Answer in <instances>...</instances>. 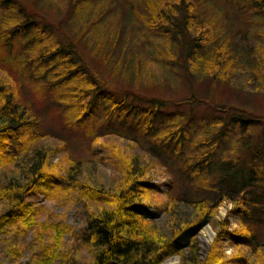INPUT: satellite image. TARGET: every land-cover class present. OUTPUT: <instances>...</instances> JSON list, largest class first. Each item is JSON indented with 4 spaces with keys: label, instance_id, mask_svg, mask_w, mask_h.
I'll use <instances>...</instances> for the list:
<instances>
[{
    "label": "trees",
    "instance_id": "obj_1",
    "mask_svg": "<svg viewBox=\"0 0 264 264\" xmlns=\"http://www.w3.org/2000/svg\"><path fill=\"white\" fill-rule=\"evenodd\" d=\"M93 2L72 0L71 12L77 15L83 10L87 15ZM146 2V12L139 21L142 28L162 40L169 38L176 52L180 50L188 60L194 58L211 79H224L237 68L230 51L214 48L207 31L199 27L198 0ZM249 4L264 12V0H250ZM34 11L33 5L22 0H0V72L5 73L0 76V176L6 171L14 173L11 180L0 181V237L14 234L13 241L33 231L42 252L38 263L66 264L64 238L71 227L41 220L46 208L39 204L55 200L79 209L83 228L78 241L89 253L91 264H162L173 256L180 257V264H264V184L260 183L264 168L261 172L256 169L262 158L251 151L246 156L234 151L231 156H221L218 147L228 128L245 129L253 120L220 119L213 124L217 133L198 140H191L182 125L174 132L166 129L154 133L155 114L149 116L148 123L143 118L131 119L132 115L122 110L124 106L118 112L128 98L117 103L116 96H104L106 88L110 91L109 83L87 77L77 65L76 50L59 40L56 45L43 43L51 25L36 17ZM90 18L86 28L91 25ZM193 33L197 36L190 39ZM84 39L80 36L75 42L79 45ZM256 49L255 60L250 62H257V75L264 78V44ZM21 78L34 84L39 93L48 91L55 98L63 95L62 89L66 94L84 92L82 97H72L78 100L73 110L82 122L91 116L98 96L111 101L109 119L117 120L113 126L133 133L128 132L130 149L112 148V154L120 157L113 187L82 181L83 162H71L63 173L61 163L50 164L52 144L33 106L17 91ZM87 95L91 101L86 100ZM152 101L156 109L161 107L160 99ZM150 110L141 111L143 117L151 114ZM93 132L89 129V134ZM59 144L62 151L64 145ZM250 155L252 161L248 162ZM157 168L169 176L167 193L152 177ZM225 204L232 207L228 217L222 218L219 210ZM164 214L167 228L160 224ZM233 215L239 216L235 228L229 221ZM207 225L215 230V238L203 260L199 234ZM232 238L238 243L234 253L226 255L225 240ZM9 252L20 254L16 248Z\"/></svg>",
    "mask_w": 264,
    "mask_h": 264
},
{
    "label": "rangeland",
    "instance_id": "obj_2",
    "mask_svg": "<svg viewBox=\"0 0 264 264\" xmlns=\"http://www.w3.org/2000/svg\"><path fill=\"white\" fill-rule=\"evenodd\" d=\"M22 1L33 5L36 17L50 23L51 28L48 29L51 31L43 37L45 45H56L59 40L68 49L76 50L80 60L77 65L87 72V77H99L109 83V90L115 93L108 92L106 88L104 96H116L117 103L122 102L124 97L128 98L118 112L124 106L122 110L128 111L131 119L143 118L148 123L149 116L155 114L154 133L166 129L174 132L182 125L191 140L217 133L213 124L220 119L253 120L245 129L238 126L228 128V134L223 135L218 146L219 153L221 156H231L234 151L246 156L249 151L252 155L258 152L262 163L256 169L259 168L261 172L264 168V78L257 75L260 73V67L255 65L257 62H250L251 59L255 60L256 48L264 44V12H258V8L249 4L250 0L245 3L242 0H198L199 15L196 21L199 27L207 31L214 48L217 46L230 51L233 65L237 67L232 68L224 79H211L210 74L202 72L199 63H194V58L188 60L180 50L176 52L169 38L162 40L142 28L144 25L139 21L146 12L147 0H94L87 15L83 10L77 15L72 13V0ZM6 12L12 13L9 10ZM90 15L88 22L91 25L86 28V19ZM80 36L85 39L77 45L75 40ZM196 36L197 33H193L189 38ZM167 53L174 56L170 57ZM2 75L5 73L0 72ZM19 81L18 93L33 106L52 144L50 164L61 163L59 168L63 173L71 162H83L82 181L104 188L113 187L117 183V162L120 157L112 154V148L120 146L127 150L132 144L131 131L125 132L113 126L117 120L109 119L111 101L98 96L91 116L82 122L79 113L73 110L77 108L78 100L73 101L72 97H82L84 92L66 94V89H62L60 92L63 95L55 98L48 91L39 93L34 84L26 83L22 78ZM98 82L102 86V82ZM153 99H160V108L152 105ZM86 100L91 101V95H87ZM148 108L151 114L143 117L141 111ZM81 109L80 106L78 111ZM104 126L108 129L102 128ZM89 129L94 132L89 134ZM59 143L64 145L62 151ZM250 158L251 155L246 160L251 162ZM261 173L263 179H260V183L264 184V172ZM13 175L12 171H6L0 176V181H9ZM152 177L161 191L167 193L171 184L167 172L157 168L152 172ZM39 205L46 208L42 221L71 227L72 231L64 238L66 264H91L89 253L78 241L83 221L77 206L60 205L55 200L42 201ZM231 207L230 204L223 205L219 217H228ZM166 216L164 214V220L160 222L162 228H167ZM238 220V215L229 218L232 228L237 226ZM206 228L211 229L213 240L215 238L211 225L200 231L202 254L204 245L201 234ZM13 235L0 237V264H39L42 252L33 231L12 241ZM236 243L238 239L225 240L226 255L234 253ZM15 248L20 254L11 255L9 251H15ZM169 259L181 263L178 256Z\"/></svg>",
    "mask_w": 264,
    "mask_h": 264
},
{
    "label": "bare ground",
    "instance_id": "obj_3",
    "mask_svg": "<svg viewBox=\"0 0 264 264\" xmlns=\"http://www.w3.org/2000/svg\"><path fill=\"white\" fill-rule=\"evenodd\" d=\"M202 235V241H203V245L204 248L206 249L209 245H211V243L214 241L212 238L213 232L211 231V229L206 228L203 232ZM163 264H177V260L176 259H169V261H166Z\"/></svg>",
    "mask_w": 264,
    "mask_h": 264
},
{
    "label": "water",
    "instance_id": "obj_4",
    "mask_svg": "<svg viewBox=\"0 0 264 264\" xmlns=\"http://www.w3.org/2000/svg\"><path fill=\"white\" fill-rule=\"evenodd\" d=\"M209 249H210V245L206 249L204 248L203 255H201L203 257V259L206 258L205 255H207Z\"/></svg>",
    "mask_w": 264,
    "mask_h": 264
}]
</instances>
